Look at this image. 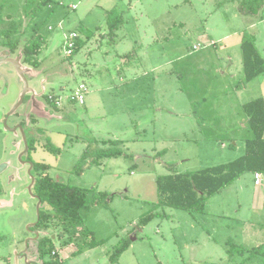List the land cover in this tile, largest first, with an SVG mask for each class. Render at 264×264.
I'll list each match as a JSON object with an SVG mask.
<instances>
[{"label":"rangeland","instance_id":"obj_1","mask_svg":"<svg viewBox=\"0 0 264 264\" xmlns=\"http://www.w3.org/2000/svg\"><path fill=\"white\" fill-rule=\"evenodd\" d=\"M110 9L122 16L113 31ZM6 28L13 50L3 44ZM245 30L255 33L264 57V18L239 11L237 1L0 0V58L16 60L29 87L7 116L23 81L14 64H0V264L231 263L241 257L228 258L226 241L263 242L264 172L259 184L253 172L243 173L201 211L159 204L156 186L159 176L244 153L251 134L241 104L264 98V72L243 80ZM70 31L81 45L69 57L63 41ZM39 35V66L32 67L22 52ZM80 85L83 102L71 100ZM50 92L59 95L57 106L46 100ZM22 121L36 131L35 150L27 154L47 165L41 174L86 189L88 207L77 221L52 216L34 228L40 205L30 188L32 167L22 133L7 128ZM45 136L58 154L45 149ZM109 139L121 142L104 147L122 155L99 164L81 160L88 145ZM149 212L153 218L138 226ZM85 231L107 240L88 248ZM43 236L53 247L41 257ZM126 238L128 248L110 262Z\"/></svg>","mask_w":264,"mask_h":264},{"label":"trees","instance_id":"obj_2","mask_svg":"<svg viewBox=\"0 0 264 264\" xmlns=\"http://www.w3.org/2000/svg\"><path fill=\"white\" fill-rule=\"evenodd\" d=\"M237 1L239 11L247 14L256 15L260 20L264 16L261 11L264 8V0H232ZM107 23L110 31L117 29L122 16L116 9L106 11ZM11 28L3 29L1 32L6 38L3 41L5 46L11 50L15 43L10 41ZM43 38L39 35L32 44H27L23 48V61L32 67L39 66V48ZM81 40L76 38L75 48L69 57L79 48ZM242 72L244 82H249L253 78L264 72V57L256 45L255 33L245 30L240 42ZM241 108L247 117L250 137L244 141V153L232 161L205 167L193 172L166 174L156 178V186L159 195V204H166L174 207L203 210L207 199L214 193L222 190L226 185L233 182L245 172H264V98L258 97L241 104ZM109 143L117 144L118 140H103L102 147L91 149L88 145L81 155V160L89 157L91 162L99 164L100 160L108 157L122 155L118 148H105ZM32 148V141L29 150ZM45 149L58 154L60 148L55 147L51 142L46 143ZM47 165L39 162H32L31 173L34 175L31 184V192L39 200L38 219L34 228L45 223L50 217L54 216L61 222L77 221L81 209L88 207L86 189L71 185L66 182L53 179L48 174L42 175L41 172ZM153 213L142 215L138 221V226H144L152 218ZM86 247L92 248L104 243L107 239L95 240L90 236L89 231H85ZM130 244L129 238L120 241L114 246L109 254V261H116ZM226 254L229 259L234 256L241 257L240 260L231 263H212V264H264V241L258 245L247 247L233 241H226ZM53 247L52 238L43 236L37 241V250L41 257ZM51 264V263H44ZM160 264V263H158Z\"/></svg>","mask_w":264,"mask_h":264},{"label":"flooded vegetation","instance_id":"obj_3","mask_svg":"<svg viewBox=\"0 0 264 264\" xmlns=\"http://www.w3.org/2000/svg\"><path fill=\"white\" fill-rule=\"evenodd\" d=\"M13 59V58H11V57H3V58H0V64L1 63H3V62H10V61H8V60H6V59ZM14 60V59H13ZM16 61V60H15ZM10 63H12V62H10ZM16 63H17V65L19 66V68H20V65H19V63L16 61ZM12 64H14V63H12ZM15 65V64H14ZM15 67H16V65H15ZM20 70H21V68H20ZM16 71L18 72V70H17V68H16ZM19 73V72H18ZM21 73L22 74H20L19 73V75H20V77H21V79H22V81H23V90H22V92H21V95H20V98H21V96H22V94H23V97H22V100H21V103L23 102V101H25L26 100V98H27V93H28V91H29V87H28V82H27V79L25 78V76H24V72L21 70ZM26 84V85H25ZM25 91V92H24ZM20 98L18 99V101L20 100ZM46 100L48 101V102H51L52 103V105L53 106H57L56 104L58 103V100H59V95H56L55 93H53V92H50L49 94L47 93L46 94ZM17 101V102H18ZM16 102V103H17ZM15 103V104H16ZM20 103V104H21ZM14 104V105H15ZM19 104V105H20ZM13 105V106H14ZM18 105V106H19ZM17 106V107H18ZM16 107V108H17ZM10 111V110H9ZM14 112H16V109L12 112V114H14ZM11 114V113H10ZM9 114V115H10ZM9 115H7V116H9ZM7 118L5 117L4 119H3V124L5 125L6 123H7V120H6ZM8 129H9V131H12V132H16V133H18L19 135H21V133H22V135H23V142H22V144H24L25 145V149H24V151H26V155L28 156V154L27 153H30L31 151H33V150H35V147H34V140H35V133H36V131H34V130H32L30 127H28L25 123H24V121H22V122H19V123H16V124H13V126L12 127H7ZM39 131H41L40 129H39ZM38 131V132H39ZM45 138H46V140H47V142L46 143H48V142H51L50 141V137L49 136H45ZM32 141V148L29 150V145H30V142ZM52 143V142H51ZM53 144V143H52ZM27 147V148H26ZM23 151V152H24ZM48 151V150H47ZM23 154V153H22ZM27 160H30V161H28V163L30 164V166L32 167V162H39V163H41L40 161H36V160H32L31 159V157L30 156H28V158H27ZM31 170H32V168H31Z\"/></svg>","mask_w":264,"mask_h":264},{"label":"built area","instance_id":"obj_4","mask_svg":"<svg viewBox=\"0 0 264 264\" xmlns=\"http://www.w3.org/2000/svg\"><path fill=\"white\" fill-rule=\"evenodd\" d=\"M77 37H79V35L76 31H70L65 36L63 45L65 47V53L67 56H69L74 50ZM85 90L86 88L84 87V85H80L78 90L74 92V94L70 97V99L74 101H78V102H83ZM260 174L261 172H254V183L255 184H259Z\"/></svg>","mask_w":264,"mask_h":264},{"label":"water","instance_id":"obj_5","mask_svg":"<svg viewBox=\"0 0 264 264\" xmlns=\"http://www.w3.org/2000/svg\"><path fill=\"white\" fill-rule=\"evenodd\" d=\"M6 60H8V61H10V62H12V63H14L15 65H16V68H17V70H18V72L20 73V74H22L21 73V70H20V68H19V66L17 65V63H16V61L15 60H13V59H6ZM26 85V84H25ZM25 92V91H24ZM24 94V93H23ZM23 94H22V96H21V98H20V100L10 109V111L7 113V115H9L10 113H12L15 109H16V107L21 103V100H22V97H23ZM5 126H6V124H5ZM27 148V147H26ZM33 180H34V177L32 176V180H31V184L33 183ZM31 186V185H30ZM38 204H39V200H38Z\"/></svg>","mask_w":264,"mask_h":264},{"label":"crops","instance_id":"obj_6","mask_svg":"<svg viewBox=\"0 0 264 264\" xmlns=\"http://www.w3.org/2000/svg\"><path fill=\"white\" fill-rule=\"evenodd\" d=\"M254 174V173H253Z\"/></svg>","mask_w":264,"mask_h":264}]
</instances>
